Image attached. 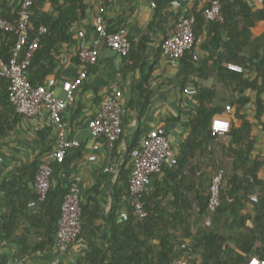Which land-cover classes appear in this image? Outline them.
Segmentation results:
<instances>
[{"label": "trees", "instance_id": "trees-1", "mask_svg": "<svg viewBox=\"0 0 264 264\" xmlns=\"http://www.w3.org/2000/svg\"><path fill=\"white\" fill-rule=\"evenodd\" d=\"M164 1H157V18L140 41H132L131 51L125 56L126 71L141 64ZM220 1L222 20H207L204 7L190 13L179 12L178 21L183 14L194 15L198 42L205 31H209L201 46L205 49L223 47L227 62L242 66L243 71L236 72L218 64L219 78L229 86L235 99L230 104L215 105V90L203 86L196 90L198 104L189 116V134L179 152L176 151L178 162L156 174L162 178L155 188L143 195L145 216L136 211L129 191L131 152L140 144L144 129L139 124L131 134H123L114 146L115 149L118 142L126 138L127 148L118 178L109 182L112 205L107 210V202L100 198L105 187L102 178L87 196L81 194L82 232L76 242L82 241L87 248L69 264H171L177 258L186 259L187 264H247L253 256L264 262V175L261 173L264 159L260 155L252 157L256 147L254 123L244 112L251 102L244 91L252 88L257 91L255 118L259 120L264 113L261 96L264 92V54L259 51L264 35L257 36L253 32L256 24L264 20V7L254 10L249 0ZM45 2L35 0L31 7V38L40 37L39 47L29 65V80L33 86L43 84L53 71L57 45L70 40V28L85 16L87 6L85 0H63L62 4L61 0H51L54 12L48 13L42 9ZM19 8L10 0H0L3 17L13 25H16ZM42 26L46 31L41 32ZM0 38V57L10 62L17 34L14 30H0ZM181 60L187 74L198 69L192 53H186ZM245 71L255 72L257 79L250 80ZM0 87V127L5 123L2 118L5 109L11 112L6 128L12 130L23 115L9 100V80L4 76H0ZM150 105L149 100L127 103L123 119L132 109H137L139 117H143ZM228 106L235 112L232 128L225 134H214L211 118ZM48 130L54 131V127ZM225 136L230 140L223 141ZM82 155L80 144L69 148L64 159L52 161L51 186L43 201H39L34 188L43 161L34 159L23 163L2 180L0 264H20L29 256L54 248L63 202L77 184L71 175L72 165ZM220 169L226 174L222 204L216 212L210 213L211 182ZM251 195H256L258 200H252ZM208 216L211 217L210 225L205 223Z\"/></svg>", "mask_w": 264, "mask_h": 264}, {"label": "crops", "instance_id": "crops-1", "mask_svg": "<svg viewBox=\"0 0 264 264\" xmlns=\"http://www.w3.org/2000/svg\"><path fill=\"white\" fill-rule=\"evenodd\" d=\"M167 1L162 3L163 9L155 28L149 35L141 64L135 69L126 71L125 56L112 49L101 36L98 19L102 18L103 25L111 32L121 26L126 27L129 39L138 43L150 23L157 18V9L152 6L150 0H85L87 5L85 16L72 24L70 40L57 45V51L54 53V69L46 76L43 83L52 88L55 94L64 96L65 83L79 79L81 72L87 69V77L74 90L75 100L64 112L68 137L77 139L83 146V155L73 163L71 175L80 186L83 196H87V192L102 178L105 187L100 198L102 202H107V210L112 205L109 182L118 178L119 167L125 158L127 140L122 138L115 149V144H109L105 138L96 142L91 138L89 122L95 117L105 95L111 89L117 88L123 91L125 105L133 100L135 102L149 100L151 103L143 117H139L137 109H132L123 119L125 136L134 132L139 124L144 129L142 137L148 132H155L164 127L177 152L189 134L187 123L191 112L197 107L195 92L199 87L215 90L213 101L215 105L230 104L235 99V94L231 92L229 86L219 78L218 64L220 62L227 68L229 64L241 65L227 62L223 47L209 46L205 49L201 46L204 39L209 36L208 30L196 46V53L199 56L196 60L198 69L191 74L185 72L182 58L173 59L160 51L163 41L176 28L179 12L199 11L207 7L210 1ZM10 3L16 7L20 5V0H10ZM60 3L62 4L63 0ZM249 3L254 10L264 7L263 0H249ZM42 9L44 12H54L51 0H46ZM56 16L57 14L54 13V17ZM253 32L257 36L264 35V20L256 24ZM83 45L96 48L98 51V61L95 64L86 65L78 58V51ZM259 51L264 54V44ZM245 76L250 80L257 79V74L253 71H245ZM259 81L262 83V78H259ZM244 95L251 98L244 112L253 121L256 135V147L252 157L258 158L260 155L264 159V113L259 120L255 118L254 101L257 91L247 88ZM261 96L264 99V92ZM10 114L11 112L2 110L5 123L0 127V183L23 163L27 164L34 159L41 161L51 159L56 146L55 131L48 130L52 125L47 110L43 109L33 118L22 116L12 130H7ZM217 115H225L232 122L235 112L224 109L221 113L215 114L211 122ZM222 139L230 140L226 136ZM261 171L264 175V168ZM103 175L106 176L102 177ZM161 178V175L153 176L149 190L155 188ZM249 224H252L251 221ZM86 248V244L82 241L72 244L68 252L62 256L63 264H69L86 251ZM57 256L56 250L51 248L23 259L20 264H53Z\"/></svg>", "mask_w": 264, "mask_h": 264}, {"label": "built area", "instance_id": "built-area-1", "mask_svg": "<svg viewBox=\"0 0 264 264\" xmlns=\"http://www.w3.org/2000/svg\"><path fill=\"white\" fill-rule=\"evenodd\" d=\"M35 0H20V8L16 25L4 18L0 10V30H14L17 41L13 48V56L10 62H5L0 57V76L9 80V100L15 110L27 118L37 116L43 109L47 110L51 125L56 134V146L52 158L41 163L35 180V191L39 201H43L51 186L52 161L65 158L67 150L80 145L77 139L67 135V123L64 112L70 103L75 100L74 90L80 86L82 80L87 77V69L83 70L80 78L64 85L66 94L60 96L46 85L33 86L29 80V65L36 50L39 47L40 37L31 38V7ZM158 0H150L153 7H157ZM222 3L220 0H211L205 8L204 14L207 20H222ZM196 17L183 14L180 16L174 32L161 45L164 55L180 59L188 52L192 53L195 60L199 59L196 53L197 38L194 33ZM99 31L108 45L118 53L126 56L132 48L128 30L121 26L113 32L103 25V19H98ZM41 32L46 31L44 26ZM200 41V40H199ZM78 58L86 65H93L98 61V51L86 45L80 47ZM229 68L235 71H243L242 66L229 64ZM227 109L231 111V107ZM125 104L123 91L117 88L111 89L104 97L102 105L95 117L89 122L91 138L96 142L105 138L111 145L124 134L123 114ZM214 134H225L232 128L231 119L225 115H217L211 122ZM132 171L129 179V191L133 197L136 211L145 216L143 195L149 191L152 178L162 173L165 167H171L178 162L177 152L169 138L166 128L161 127L155 132L146 133L140 144L131 152ZM225 171L218 170L211 182L209 212H216L222 204V189L225 183ZM82 191L79 185H74L66 196L62 205V216L59 221V230L54 249L58 253L53 264H63L62 256L76 242L82 232V214L80 197ZM257 201V196H252ZM205 223L211 224V217L206 218ZM186 243L183 247H186ZM171 264H187L184 258H177ZM247 264H264L259 257L253 256Z\"/></svg>", "mask_w": 264, "mask_h": 264}]
</instances>
